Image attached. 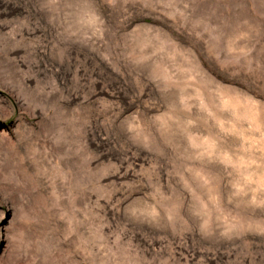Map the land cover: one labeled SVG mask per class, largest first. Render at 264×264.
<instances>
[{"label": "rangeland", "instance_id": "1", "mask_svg": "<svg viewBox=\"0 0 264 264\" xmlns=\"http://www.w3.org/2000/svg\"><path fill=\"white\" fill-rule=\"evenodd\" d=\"M0 264H264V0H0Z\"/></svg>", "mask_w": 264, "mask_h": 264}]
</instances>
